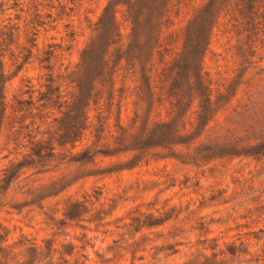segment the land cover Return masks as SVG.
Here are the masks:
<instances>
[{"label":"rangeland","instance_id":"1","mask_svg":"<svg viewBox=\"0 0 264 264\" xmlns=\"http://www.w3.org/2000/svg\"><path fill=\"white\" fill-rule=\"evenodd\" d=\"M2 34L0 89L31 115L0 133V181L30 164L0 184V264H264V150L193 153L264 134L246 107L264 99V0H0ZM173 102L178 122L155 131ZM201 106L192 135L176 132ZM84 117L72 155L23 157L32 137L57 145ZM152 217L169 220L140 230Z\"/></svg>","mask_w":264,"mask_h":264},{"label":"trees","instance_id":"2","mask_svg":"<svg viewBox=\"0 0 264 264\" xmlns=\"http://www.w3.org/2000/svg\"><path fill=\"white\" fill-rule=\"evenodd\" d=\"M253 9L254 7H250L247 9L246 11V15L247 16H253ZM256 13H257V9H256ZM244 14V12L242 13V15ZM263 18V16H261ZM261 17H259L258 19H260ZM259 24V23H258ZM3 34L0 36V47L5 43V39L2 38ZM9 36V35H7ZM35 46V45H34ZM250 49H253L254 54L257 53V48L253 47V43L250 46ZM30 55H32L31 51L29 52ZM50 55L49 59H51L52 54H48ZM24 58V62L22 64V67L31 59L30 56H25ZM48 60H44L45 62H49ZM18 63V61L16 62V64ZM45 69L49 70V67H46ZM0 78H4V74L0 75ZM0 79V82L1 80ZM200 81L203 84H205L206 80L204 79V77L201 75L200 73ZM209 88V87H208ZM51 90V89H50ZM174 85L170 86V91L172 93H174ZM31 93V91H29ZM53 95V94H51ZM48 97V96H47ZM59 98V97H58ZM251 106L247 105L246 107H248V112H250L248 121L252 122V124H250L248 126L249 130H255L254 127L256 128H263L264 129V99L260 98V99H253L251 101ZM18 104L20 105H27V106H32L33 105V100L32 97H30V101H19ZM211 107V104L209 105V108ZM178 108H179V104L176 102L171 103V111L169 113L168 116V120H161L159 122H157L154 127H155V131H161L162 129H170V127H173L175 125L177 121V114H178ZM201 113L200 112H196V118L195 120L190 119L188 121V123H184L183 126H179L178 131L183 137H190L192 135V131L196 130L199 125H201V121L203 120L204 115H206V111L207 108L202 107ZM8 110H10V112H8ZM30 109H17L14 108L12 105H10V102L7 100V95L5 94L4 91H1L0 89V133L2 131V126H3V122L5 119H10L11 117H14L15 119H20L21 122H24V120L22 121L21 119L25 118L26 115H31V113L28 114H24L25 112H28ZM205 111V112H204ZM26 120V119H25ZM181 121V119H180ZM20 122V123H21ZM210 120L206 121L205 123V127L209 124ZM88 119H84L82 121H77L74 125L71 126V128L69 129V131H67L65 133L64 138L62 139V141H58V144L55 145L54 142H47V141H42V140H36V137H32L31 138V144L34 145L31 148V153L28 155L23 156L24 158H28L34 160L36 158H54V157H61L65 154L68 155H72L73 152L78 148L77 147V143L81 142L82 137L84 132L87 130L88 128ZM198 125V126H197ZM197 128H194L196 127ZM25 129H27V127H25ZM238 132V133H237ZM235 131V135L231 136V137H226V139H223L222 141L219 142H213L209 143V144H200L196 147H194L193 149V153L196 156V158H200V160L203 158L206 161H210L212 159H214L215 157H219V156H232V157H241L243 155H247L250 154L252 151H256V150H264V134H260L258 137L256 135H253L252 138H248V137H244V136H240L239 131ZM246 132L244 131L242 134H245ZM237 134V136H236ZM179 137V136H178ZM44 139V137H43ZM196 142V141H195ZM195 142L191 143V144H196ZM67 144H71V148L64 154L63 153V148L65 145ZM186 143L180 142L177 143L175 146H185ZM46 145V146H45ZM158 148L163 149L164 147L162 145H159ZM183 148V147H181ZM186 150H189V147H185ZM45 152V154H44ZM181 153V152H180ZM103 155V153H101ZM183 155H189V153H185ZM109 155H104L103 157L106 158ZM166 157H164L163 159H165ZM36 161V160H35ZM10 167L5 169L3 171V179L0 181V184H5L8 183V186H10V184H12L13 181V171H15V169L19 168L20 170V175H23L29 168L30 164L27 166L16 164V162H10ZM20 177V176H19ZM19 177H17L15 180H17ZM9 190V187L6 188L5 192H7ZM99 201V199L96 197V203ZM88 202V200H84V201H79V200H68L66 202V206L63 212V217L65 220L73 222L75 220H77L78 218H80L82 216V214H80L81 211H83V209H85V205ZM95 204H92V206H94ZM102 212H97V214H100ZM112 215V214H111ZM109 215V216H111ZM107 216V215H106ZM154 220L152 223L149 224H145L143 222V225L141 227L140 230L144 229V228H159V227H163L166 222H168L169 219H167L166 221H164L162 218L158 217V218H154L152 217ZM141 218H137L134 219V222L137 224L142 223L140 221ZM92 221V220H91ZM139 231V230H138ZM137 231V232H138ZM169 249L172 250L173 247H171V245H169ZM176 246H174L175 248ZM177 251V250H176ZM176 253V252H174ZM144 258L142 257L141 260H143ZM193 260H191L190 262H186L184 264H191Z\"/></svg>","mask_w":264,"mask_h":264}]
</instances>
